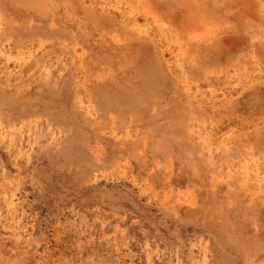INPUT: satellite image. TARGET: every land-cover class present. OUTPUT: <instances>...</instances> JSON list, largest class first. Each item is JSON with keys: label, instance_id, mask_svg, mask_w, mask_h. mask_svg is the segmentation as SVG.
Instances as JSON below:
<instances>
[{"label": "rangeland", "instance_id": "rangeland-1", "mask_svg": "<svg viewBox=\"0 0 264 264\" xmlns=\"http://www.w3.org/2000/svg\"><path fill=\"white\" fill-rule=\"evenodd\" d=\"M0 264H264V0H0Z\"/></svg>", "mask_w": 264, "mask_h": 264}]
</instances>
